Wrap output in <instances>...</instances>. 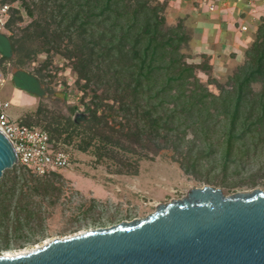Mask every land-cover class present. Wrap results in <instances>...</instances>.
<instances>
[{
	"label": "trees",
	"instance_id": "trees-1",
	"mask_svg": "<svg viewBox=\"0 0 264 264\" xmlns=\"http://www.w3.org/2000/svg\"><path fill=\"white\" fill-rule=\"evenodd\" d=\"M16 1L22 0H4ZM23 6L33 17L34 10L25 1ZM166 7L160 0H39L36 31L17 47L42 38V52L71 62L89 115L78 148L94 147L98 161L119 164L118 174L137 175L141 160L167 151L191 175L210 156L218 133L228 155L237 141L264 128V18L246 52L250 62L230 78L231 87L218 84L216 95L197 76L201 71L210 79L212 66L187 61L191 37L183 24L167 25ZM0 53L3 59L9 56L3 46ZM13 82L31 94L39 88V80L24 73L14 75ZM254 83H261V91H253ZM25 124L34 125L26 119ZM67 127L82 128L71 119ZM27 181L16 176L12 189Z\"/></svg>",
	"mask_w": 264,
	"mask_h": 264
},
{
	"label": "rangeland",
	"instance_id": "rangeland-1",
	"mask_svg": "<svg viewBox=\"0 0 264 264\" xmlns=\"http://www.w3.org/2000/svg\"><path fill=\"white\" fill-rule=\"evenodd\" d=\"M23 1L34 10L33 17L27 15ZM160 1L167 6V25L183 24L191 37L185 47V53L189 56L187 61L195 64L208 61L212 66L210 79L205 73L197 71L200 81L205 85L210 83L208 88L216 95L220 93L218 84L231 87L230 78L251 60V56L246 55L251 44L242 48L240 60H237L235 52L223 56L214 42L215 30L201 27L199 31L211 37L210 49L215 51L218 60L226 67L216 73L211 64L214 54L198 52L195 47L196 37L199 36L195 32L199 26L197 22L206 16L201 9L197 10L200 7L190 0ZM233 1L246 7L244 3ZM10 4L13 5L11 18L0 30V46L9 52L2 63H10V77L2 89V97L11 103L9 113L12 117L25 116L27 122L49 131L53 137L64 139L72 146L75 165L73 169L60 172L57 177L36 178L18 166L3 173L0 178V257L28 253L55 239L144 219L156 211L157 205L181 200L192 188H219L226 197L254 190L264 192V128L237 141L228 155L224 137L218 133L214 137L210 156L191 175L184 173L167 151L161 152L153 160H141L137 175L125 174L127 170L118 174L119 164L111 159L98 161L94 147L86 152L80 151L78 147L86 135L83 131L86 123L80 121L82 128L78 130L67 127V119L72 120L76 111L85 113L86 108L71 62L54 52L49 55L42 52L45 49L42 48V38L25 41L17 50L26 35L35 33L34 23L41 19L42 12L34 8L39 0ZM227 4L225 2L223 6ZM192 13L197 16L195 20ZM233 34L223 27L221 42L227 43V35L233 37ZM65 41L63 48L67 43ZM20 73L39 80L37 92L31 94L16 87L13 76ZM261 88V83L252 84L254 92L261 91ZM16 91H23L34 102L26 105L18 101ZM75 107L76 110H73ZM56 129L61 133L54 132ZM119 154L134 161L129 154ZM22 175L28 180L27 183L13 190L14 178Z\"/></svg>",
	"mask_w": 264,
	"mask_h": 264
},
{
	"label": "water",
	"instance_id": "water-1",
	"mask_svg": "<svg viewBox=\"0 0 264 264\" xmlns=\"http://www.w3.org/2000/svg\"><path fill=\"white\" fill-rule=\"evenodd\" d=\"M88 119L76 111L72 121ZM17 162L0 131V178ZM0 264H264V192L192 188L144 219L55 239Z\"/></svg>",
	"mask_w": 264,
	"mask_h": 264
},
{
	"label": "built area",
	"instance_id": "built-area-1",
	"mask_svg": "<svg viewBox=\"0 0 264 264\" xmlns=\"http://www.w3.org/2000/svg\"><path fill=\"white\" fill-rule=\"evenodd\" d=\"M199 7L213 13L228 0H190ZM246 4L252 22L259 24L264 18V0H235ZM12 4L0 0V30L9 22ZM251 28L249 22L240 25L246 32ZM0 54V131L10 140L17 155V166L37 177H51L74 167V150L64 139L52 137L50 133L37 126L25 124L26 117L14 118L9 110L11 103L3 99L2 89L10 77V63H2Z\"/></svg>",
	"mask_w": 264,
	"mask_h": 264
},
{
	"label": "crops",
	"instance_id": "crops-1",
	"mask_svg": "<svg viewBox=\"0 0 264 264\" xmlns=\"http://www.w3.org/2000/svg\"><path fill=\"white\" fill-rule=\"evenodd\" d=\"M227 3V6L229 7L220 5V7L223 6L224 8L219 7L218 10L213 13L208 12L203 7L197 9H201L203 14L206 16L203 17L204 19L201 20V22H197L199 26L195 29V32L199 33V36L196 37L198 40L196 39L197 43L195 47L198 52L214 54L211 64L214 66L216 73H220L225 70L226 67L220 60H218L215 51L210 49L209 40L211 37H207V34H204L201 30L199 31V29L201 27L207 29L213 28L215 30L214 42L218 45L217 48L220 50L221 54L225 56L228 52H235V54H237V60H240L242 48H246L249 44H251L258 25L257 22L254 23L251 21L246 7L237 5V3L233 0H228ZM192 17L195 20L197 16L192 13ZM245 22H249L251 28L246 32H241L238 29L240 25ZM223 27L227 29L228 33H234L233 37L227 35V43L221 42Z\"/></svg>",
	"mask_w": 264,
	"mask_h": 264
},
{
	"label": "bare ground",
	"instance_id": "bare-ground-1",
	"mask_svg": "<svg viewBox=\"0 0 264 264\" xmlns=\"http://www.w3.org/2000/svg\"><path fill=\"white\" fill-rule=\"evenodd\" d=\"M15 96L17 97L18 101L25 103L26 105H31L34 102L31 96L26 95L23 91H16ZM6 257H13L16 255L7 254Z\"/></svg>",
	"mask_w": 264,
	"mask_h": 264
}]
</instances>
